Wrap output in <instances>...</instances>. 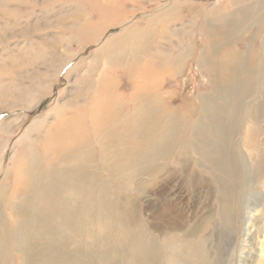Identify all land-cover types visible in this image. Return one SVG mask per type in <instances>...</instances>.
I'll use <instances>...</instances> for the list:
<instances>
[{
	"label": "rangeland",
	"instance_id": "rangeland-1",
	"mask_svg": "<svg viewBox=\"0 0 264 264\" xmlns=\"http://www.w3.org/2000/svg\"><path fill=\"white\" fill-rule=\"evenodd\" d=\"M169 1L172 3L169 11L173 10L168 11L167 20L148 25L150 17ZM125 20L123 28L117 26L103 33L111 22L120 25ZM146 26L152 29L148 39L153 62L156 64V56H160L168 62L163 71H172L161 81V96L168 109L176 112L177 108H190L188 111L193 116L189 122L194 118L199 122V133L204 135L206 131L204 140L218 147L215 153L227 148V139L223 141L227 134L235 151L244 153L243 161L249 167L245 177L248 208L244 214L240 211L238 222L223 225L217 216L211 217L217 210L213 190L208 197L204 190L193 188L184 176L166 178L162 176L163 171L153 178L152 185L148 183L149 176L136 178L133 183L118 181L120 188L111 196L112 202H108L114 205L108 209L109 213L113 216V209L120 208L125 222L131 227L141 226L142 235L147 239L149 204L160 200L161 204L163 200L172 203L182 215L180 228L165 232L176 236L186 233L192 248L194 242L201 240L203 254L196 253L197 264H264V0H0L1 217L8 227L10 220L19 223L21 215H14L10 207L13 203H23L26 208L22 211L29 210L27 205L32 193L27 191L28 186L43 190V199L51 201L54 207L53 200L62 195L61 189L57 194L56 189L60 188L57 180L47 175L45 162L37 155L44 148L46 130L55 122V113L62 109L70 111L65 107L68 102H75L78 112L91 104L102 79L108 77V83L112 80L122 85L119 93L123 96L131 91L125 85L126 77L120 79V71L113 67L118 62H129L130 55L124 46H132L133 41L120 34L143 30ZM109 37L114 38L106 46ZM206 37L211 40L209 53L203 49ZM95 40H99L96 45H87ZM103 44L109 48L107 54L98 52ZM156 47L160 50L158 54L154 52ZM200 51L203 56L208 55L207 62L200 59ZM174 55L178 59L171 67L169 62ZM65 61L68 63L61 68ZM228 76L241 84L239 90L243 97L238 101L224 96L226 89L222 90V80ZM131 81L136 83L140 79ZM145 81L159 82L152 76ZM199 107L208 111L210 120L198 115ZM215 117L224 121L222 127ZM35 120L38 122L32 126ZM31 126V132H27ZM209 130L212 135L216 134L212 140L208 138ZM247 130H254L256 138L248 136L244 149ZM201 140L202 136L197 152L203 149ZM192 158L197 160V154ZM53 170L66 174L63 166ZM193 182L197 184V178ZM101 186H105L107 193L113 187L111 183H101ZM152 189L157 195H153ZM103 197H100L103 201L108 200L106 194ZM37 204L34 209L41 212L35 214L40 215L46 203L43 200ZM111 220L100 224L97 230L105 233L111 226L115 228ZM209 222L212 226L209 224L206 228ZM110 235L91 251L96 256L101 250L104 261L99 262L90 255L87 264H112L115 255L110 248L115 238ZM0 246L4 247L1 243ZM2 247L0 256L4 258ZM192 258L188 256V260ZM122 264L127 262L124 260Z\"/></svg>",
	"mask_w": 264,
	"mask_h": 264
},
{
	"label": "bare ground",
	"instance_id": "bare-ground-1",
	"mask_svg": "<svg viewBox=\"0 0 264 264\" xmlns=\"http://www.w3.org/2000/svg\"><path fill=\"white\" fill-rule=\"evenodd\" d=\"M171 4L169 1L166 6H161L159 11L150 17L147 24L167 20ZM172 10L169 12L171 13ZM113 22L103 33L117 26L122 27L126 20L120 25H115ZM121 33L120 35L133 41L132 46H124V50L128 49L130 55L127 60L129 62H124L125 64L118 62L119 65L112 66L120 71V79H122L121 76L126 77L125 85L131 91L125 96L121 95L119 88L123 86L117 82L113 83L112 80L108 83L107 77L100 81L99 88L95 91L94 101L82 111L78 112L75 102H68L65 107L70 109L69 112L62 109V112L55 113V122H52L45 132L44 148L39 150L37 155L40 154L38 155L40 161L45 162L47 175H52V178L55 177L57 180V187L60 186V188L56 189V193L62 195H58L53 200L54 207H52L51 201L43 199V190L25 185L27 191L32 193V198L27 205V209L30 207L29 210L22 211L26 208L23 203L21 205L13 203L10 207L14 215H21L22 222L10 220L11 224L8 227L0 211V243L4 245V247L0 246V255L1 247L4 253V258L0 256V264H87L90 255L101 262L105 259L101 250L96 256H93L91 251L100 245V241L108 234L115 238L114 242L112 241V247L110 245L115 255L112 264H122L124 260L127 264H197L199 256L196 253L200 256L203 254L201 240L194 242L195 247L192 248L188 245L186 233L176 236V233L169 235L165 232L171 228L178 229L181 225L180 216L182 215L172 203L167 202V204L162 200L160 204V200L159 203L154 201L149 204L147 239L142 235L141 226L131 227L125 222L120 208L118 210L112 208L115 214L110 215L108 209L114 206L113 203L110 204L111 196L118 191L117 188H120V186L117 187L118 181L133 183L136 178L149 176L147 180L152 185L153 178L161 175L163 171L165 173L162 176L166 178L180 179L184 176L189 183L192 182L193 188L204 190L206 196L209 197L210 191H214L212 198L217 204V210L211 214V217L214 214V217L217 216L223 225L229 224L227 226L239 220L240 214H244L248 208L245 203L247 188L245 177L249 167L243 161L244 153L235 151L229 134L223 141L227 139V145L232 147L225 145L226 149H219L215 153L218 147L211 143L209 145L204 140L206 131L204 130V135L199 133V122L195 118L189 122V118L193 116L188 111L190 108L182 110L176 106V112L168 109L161 96L163 93L161 81L170 76L172 71L169 73L163 71L164 65L168 62L160 56H156L158 59L156 64L153 62L148 39L149 34L152 33L150 26L136 32L130 30ZM109 38L105 43L106 46L113 41L114 37ZM206 38L203 49L209 53L211 40ZM98 41L89 42L87 45H96ZM105 44L101 45L99 53L110 52L109 48L104 46ZM159 47L161 49L160 45ZM159 51L158 47L154 50L156 54ZM199 54L202 61H208V55L203 56L202 51ZM176 58L178 59V56L174 55L172 62H169L171 67ZM68 61H65L61 68ZM111 62L116 61L111 59ZM131 66H134V69L130 68ZM149 76L159 82L154 84L145 81ZM132 78H138L140 81L132 82ZM222 84V90L226 89L224 96L228 99L238 101L243 97L242 91L239 90L241 84L235 79L228 76L227 79L222 80ZM197 112L204 117L203 120L209 119L208 111L199 107ZM215 119H217L216 123H220L219 126L222 127L224 121L218 117ZM37 122L38 120H35L31 123L32 126ZM209 125L211 126V122ZM32 126L27 129V132H31ZM215 129L214 132H216ZM2 130L0 126V131ZM209 131L208 138L212 140L216 134L213 132L212 135L211 130ZM250 132L247 130L244 133V149L248 136L256 138L254 130ZM201 136L203 149L197 152L196 146L200 143ZM252 148L251 152L254 151V146ZM208 149H211V152H208ZM193 154H197V160L192 158ZM39 157L36 158L39 159ZM58 165L63 166L65 175L60 170L57 172L53 170ZM176 172L178 176H175ZM194 178H197V184L193 182ZM101 183H111L113 187L107 193L104 191L105 186L102 187ZM96 188L100 191H95ZM93 192H95L94 197ZM152 192L153 195H157L155 189H152ZM105 194L108 196L107 202L100 198ZM49 196L51 197L50 194ZM33 199L34 202L30 206ZM43 200L46 203L43 213L35 214L41 212L34 208ZM111 217L113 225H116L115 228L111 226L105 233L97 230L100 224L111 223ZM245 219L247 221V218ZM247 223L249 224L248 221ZM209 224L212 226L209 222L205 227L207 228ZM262 248L263 245L261 250ZM187 254L193 258L188 260Z\"/></svg>",
	"mask_w": 264,
	"mask_h": 264
}]
</instances>
